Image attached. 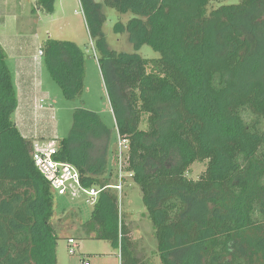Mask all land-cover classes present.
I'll use <instances>...</instances> for the list:
<instances>
[{
	"label": "trees",
	"instance_id": "1",
	"mask_svg": "<svg viewBox=\"0 0 264 264\" xmlns=\"http://www.w3.org/2000/svg\"><path fill=\"white\" fill-rule=\"evenodd\" d=\"M53 1L36 7L52 11ZM81 3L102 51L119 134L130 142L124 171L141 187L162 264H264V0ZM106 7L133 14L117 27L136 51L108 46ZM145 44L159 57L139 55ZM40 49L64 97L80 99L86 71L78 44L49 37ZM7 59L0 42V264H58L54 218L67 209H56L57 194L33 159L34 139L15 120L19 98ZM110 137L97 112L78 107L56 159L77 167L87 188L103 189L87 221L96 237L120 247L121 264H147L136 254L112 170L105 175L100 146ZM196 162L206 167L194 179Z\"/></svg>",
	"mask_w": 264,
	"mask_h": 264
},
{
	"label": "rangeland",
	"instance_id": "2",
	"mask_svg": "<svg viewBox=\"0 0 264 264\" xmlns=\"http://www.w3.org/2000/svg\"><path fill=\"white\" fill-rule=\"evenodd\" d=\"M35 6V0H0V20H4L6 16L10 18L3 36L7 39V43L2 38L8 52L7 63L18 95L20 90L15 120L18 123L21 121L22 133L27 138L35 140L43 135L45 138L55 139L59 144V141L70 133L76 108L84 106L97 112L111 130L110 139H107L105 146H100L107 161L108 170L105 175L108 176L109 171L112 170V182L118 184L120 183L119 164L122 162L124 166L127 165L128 153L122 159L119 158L118 140L121 135L112 107L111 89L99 62L102 51L91 36L81 0H54L51 5L52 11L38 10ZM104 13L106 20L102 31L108 46L119 52L136 51L129 41L128 34L118 32L117 27L118 22L126 24L133 14L130 12L123 14L112 7H106ZM13 15L17 19L14 20ZM49 37L74 41L84 52L85 90L80 99L67 100L60 86L45 67L43 55L39 54V50ZM137 52L144 58L159 57V53L146 44ZM22 58L38 59L37 69L30 73L31 75L18 70L19 60ZM41 88L43 95L40 92ZM39 96L46 97V106H53L55 110L53 120L50 118L52 111L49 120L46 119L44 112H35V99ZM119 100L124 107L126 102L120 99V95ZM141 127L147 128V124L143 123ZM205 167L204 163L196 162L191 167L189 177L197 179ZM116 174H118L117 179ZM121 175L122 190H115L119 196L120 209L127 214L126 220L135 241L136 254L141 262L162 264L158 241L154 235V227L144 203L141 187L127 172L123 171ZM211 196L219 197L220 194L216 192ZM55 197L56 209L58 211L67 209L65 214L58 212L54 218L55 226L61 233L57 246L58 264H84V261H89L90 264H121L120 247L108 240L97 238L94 232L96 225L87 223L95 203L87 201L83 196L74 200L59 195ZM69 237H74L80 244L75 254L69 252Z\"/></svg>",
	"mask_w": 264,
	"mask_h": 264
},
{
	"label": "built area",
	"instance_id": "3",
	"mask_svg": "<svg viewBox=\"0 0 264 264\" xmlns=\"http://www.w3.org/2000/svg\"><path fill=\"white\" fill-rule=\"evenodd\" d=\"M40 55H43V51L39 50ZM44 97H37L35 99V112H47L51 113V119L55 118L53 106H46ZM47 137V136H46ZM130 142L128 138L120 136L118 140V155L122 159L129 152ZM59 144L55 139L45 138L43 135L33 140V159L38 170L43 176L50 182L53 191L59 195L68 199L74 200L78 197H85L89 202L95 203L99 197L100 192L103 189L92 187L87 188L83 185L82 176L80 171L74 165L62 162L56 159L58 154ZM120 183L113 186L117 190H122V179L125 166L120 162ZM130 176L131 173H128ZM82 197V198H83ZM69 252L75 254L77 249L80 248V244L74 237L68 238ZM84 264H90L89 261H84Z\"/></svg>",
	"mask_w": 264,
	"mask_h": 264
},
{
	"label": "crops",
	"instance_id": "4",
	"mask_svg": "<svg viewBox=\"0 0 264 264\" xmlns=\"http://www.w3.org/2000/svg\"><path fill=\"white\" fill-rule=\"evenodd\" d=\"M35 2H36V0H35ZM35 10H37V8ZM38 10H40V9H38ZM8 18H9V16H6L4 20H0V42L3 45V47H4L3 40H4L5 43H7V39L5 37H3V36L5 34V29H6L7 23H10V20H9L10 18L9 19ZM13 18H14V20L17 19L14 15H13ZM2 38H3V40H2ZM7 54H8V52H7ZM37 63H38V59L37 58H33V59L22 58V59L19 60L18 70L19 71H24V72H26V74L28 73L27 75H31L37 69V66H36ZM33 76H34V74H33ZM18 90H19V87H18ZM40 92L42 93V88H41ZM42 95H43V93H42ZM39 97H44V96H39ZM18 98L20 99V90H19ZM44 98H46V97H44ZM16 114H17V111H16ZM16 114H15V117H16ZM44 114L46 115V119L49 120L50 112L49 111L47 112V110H46L44 112ZM20 122L19 123L17 122V124H18V126H19V128L21 130Z\"/></svg>",
	"mask_w": 264,
	"mask_h": 264
}]
</instances>
